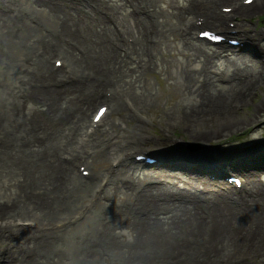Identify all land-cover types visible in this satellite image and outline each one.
Segmentation results:
<instances>
[{
	"label": "bare ground",
	"instance_id": "1",
	"mask_svg": "<svg viewBox=\"0 0 264 264\" xmlns=\"http://www.w3.org/2000/svg\"><path fill=\"white\" fill-rule=\"evenodd\" d=\"M160 1L0 0V264H244L252 242L264 257V170H252L264 149L219 147L212 164L218 147L194 130L212 118L221 128L243 123L230 112L264 89V28H240L247 51L224 43L208 51L193 35L208 25L226 30L264 0H185L172 10ZM53 59H63L59 68ZM151 70L174 80L169 93L149 82ZM26 80L35 85L24 96ZM171 94L179 100L164 109L165 122L193 130L202 146L191 160L169 151L171 164H142L130 154L153 139L143 112ZM105 100L124 125L89 114ZM253 109L247 121L264 98ZM97 159L111 164L95 170ZM85 164L88 176L78 170ZM216 167L222 174L207 176ZM225 167L246 177L245 195L222 179ZM24 215L35 216L34 229L19 223Z\"/></svg>",
	"mask_w": 264,
	"mask_h": 264
},
{
	"label": "rangeland",
	"instance_id": "2",
	"mask_svg": "<svg viewBox=\"0 0 264 264\" xmlns=\"http://www.w3.org/2000/svg\"><path fill=\"white\" fill-rule=\"evenodd\" d=\"M112 1L118 2V0H112ZM177 2L181 5L188 3L185 0H162L159 2V5L164 7V8H167L169 10H172V8L170 6L176 4ZM229 2H232V1L230 0ZM127 10H129V9H127ZM250 19H253L255 23H250L249 22ZM238 20L240 23L239 27L241 29H244L245 31H247V28H250V27H255L257 29L264 28V8L261 11L251 12V13H246V12L241 11L239 13V19ZM196 33H197V31H194L193 35H196ZM260 42L262 44H264V39H262ZM197 43H200L208 51H212V50L217 49L216 46H209L208 44H205L204 42H198L197 41ZM162 49L165 53L166 52L165 45H162ZM231 50H226V51L231 52ZM260 55L264 57V51L260 52ZM161 58H162V55H159L158 60H157L159 67L156 68V70L161 69L163 66L161 64ZM224 65H225L224 60H219V61H217V67L216 68L217 69H223ZM145 75H146L147 79L149 80V82H151L159 91L164 90L165 92L169 93L168 88L171 89V85H173L172 83H174V80L172 78H170L168 81H166L165 80L166 75L157 74L154 70H151L150 72L146 73ZM160 94H161V98L159 100H160V103H163V100L165 97H164L163 93H160ZM176 94H178V93H176ZM176 94L170 95L171 100L169 101V103L167 105L162 106V105L158 104V105L154 106V104H153V106L151 108L144 110L143 116L148 123L145 126L144 131L147 134H149V136H151V135H153L152 137L157 136L159 141L156 143H153V142H150V140H147L141 146V148H142V150L143 149L160 148L161 151L164 150L163 152L165 153V155L167 152L171 151V152H173V154L178 153V155H181V156H188L190 158L189 160H191L192 157H190L189 155H191L195 152H198L200 150V147L202 146L201 140L195 139L196 137L191 135L193 130H187L185 127L183 132L178 133V136L174 135L175 139H177V137H178V142L171 141L169 139V137L166 135L171 131L170 130L171 127H170V123L165 122L166 117L164 115V111H165L164 109H167L168 107H170L172 104H174L176 101L179 100V97ZM35 96H36V94H35ZM263 98H264V89H261L260 91H258L256 93V95L250 101H248L249 102L248 106H244V107L238 106V107H233V109H231L232 110L230 112L231 117L234 114H236V115L240 114L243 117V119H242L243 121H241L243 123H240V125L238 127L233 126L230 129V128H221V125H218V124H211L210 122H214L216 118H212L211 120L206 119V121H203V126H202V124H200L201 126L194 127V128H197V130L194 129L196 132H198L199 130H203V131L206 130L207 132H209V139H208V141L205 140V144H212V145H216L218 147V148H216V150L212 151V156H211V160L213 161V162H211L212 164L215 163L218 159H220L221 150L219 149V147H225V149H223V152L226 151V149L230 150L231 152H240V151L246 152L247 150H251V149H252V151H254V150H256V148L259 149V147H262V149H264V127L262 126L260 128L261 125H264V110L262 112H260V114H256V116H253L250 121L246 120L247 119L246 116L252 115V113L255 112L253 109V105L256 103H259ZM60 102L61 101H58L56 104L58 105ZM100 103L101 102H98L97 104H95V106L92 108V110L89 112V114H91L95 110L96 106ZM225 106H226V104L224 103L223 108ZM104 117H105V115H104ZM108 117L111 119H114L116 123H118V124L121 123L122 125H124V123H122V120L119 118V113L116 110L111 111L109 113V115L107 114L105 119ZM133 123H135V121L131 120L129 123H127L125 125L128 126V125L133 124ZM160 125H165L166 129L162 128ZM218 130H222V133H219ZM120 132H121V130L118 129L117 135H119ZM175 134H177V133H175ZM222 134H223V136H222ZM110 161L97 159V161L91 160V163L96 170V169H100L101 167L109 166L111 164ZM261 161H262V163L260 164V168H257V167L252 168V170L254 172L264 170V153H263V159ZM192 168H195V167H192ZM226 170H229V169L227 168ZM262 179L264 181V177ZM250 186H251V183H250ZM92 189H94V186ZM73 212H75V210ZM70 215H71V213L66 214L64 216V218H68V217H70ZM21 218L28 219L26 221H29V220H34L35 216L24 215V217H21ZM27 229H29V228L27 227ZM26 232H27V230H26ZM30 233H31V231H30ZM253 244L254 243L252 242L249 245L248 249L246 248L245 250H242L243 254L248 255V257L246 258V260H241V262L244 264H249L250 262L256 261L257 263L264 264V257L258 256L255 253V250H257L259 247L254 246L256 244H254V245ZM239 254H241V251L239 252ZM237 261L238 260H236V262ZM141 264H153V262L141 260Z\"/></svg>",
	"mask_w": 264,
	"mask_h": 264
},
{
	"label": "snow or ice",
	"instance_id": "3",
	"mask_svg": "<svg viewBox=\"0 0 264 264\" xmlns=\"http://www.w3.org/2000/svg\"><path fill=\"white\" fill-rule=\"evenodd\" d=\"M101 111H103V110H101Z\"/></svg>",
	"mask_w": 264,
	"mask_h": 264
}]
</instances>
